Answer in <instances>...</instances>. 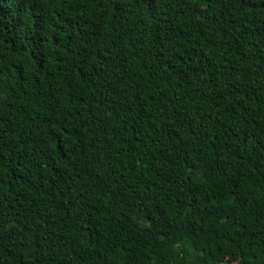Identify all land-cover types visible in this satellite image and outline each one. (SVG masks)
Masks as SVG:
<instances>
[{"label": "trees", "instance_id": "trees-1", "mask_svg": "<svg viewBox=\"0 0 264 264\" xmlns=\"http://www.w3.org/2000/svg\"><path fill=\"white\" fill-rule=\"evenodd\" d=\"M0 264H264V0H0Z\"/></svg>", "mask_w": 264, "mask_h": 264}]
</instances>
